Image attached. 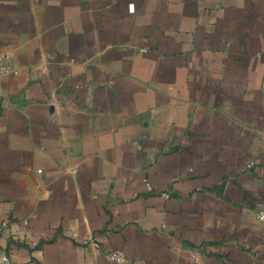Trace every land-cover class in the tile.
I'll return each instance as SVG.
<instances>
[{
    "label": "crops",
    "instance_id": "obj_1",
    "mask_svg": "<svg viewBox=\"0 0 264 264\" xmlns=\"http://www.w3.org/2000/svg\"><path fill=\"white\" fill-rule=\"evenodd\" d=\"M0 55L16 264H264V0H0Z\"/></svg>",
    "mask_w": 264,
    "mask_h": 264
},
{
    "label": "built area",
    "instance_id": "obj_2",
    "mask_svg": "<svg viewBox=\"0 0 264 264\" xmlns=\"http://www.w3.org/2000/svg\"><path fill=\"white\" fill-rule=\"evenodd\" d=\"M4 60H5V56L0 55V76L4 72H6L8 69L7 66L4 64ZM144 181H145V185L147 189L151 191L152 190L151 182L147 179ZM162 196L165 198L170 197L168 193H164L162 194ZM257 217L264 224V208L257 212ZM6 224H7L6 222L0 223V231L2 227L6 226ZM107 259L117 264H125L129 262V257L121 250H113L109 252L107 254ZM0 263L1 264H16L14 260L12 259V257L7 252L3 251L1 248H0ZM133 264H137V263L134 262Z\"/></svg>",
    "mask_w": 264,
    "mask_h": 264
}]
</instances>
